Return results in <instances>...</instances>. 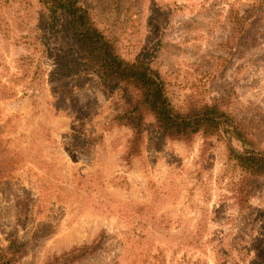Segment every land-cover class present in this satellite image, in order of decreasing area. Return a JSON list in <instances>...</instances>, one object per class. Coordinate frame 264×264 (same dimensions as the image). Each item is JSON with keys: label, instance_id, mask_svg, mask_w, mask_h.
Returning <instances> with one entry per match:
<instances>
[{"label": "rangeland", "instance_id": "rangeland-1", "mask_svg": "<svg viewBox=\"0 0 264 264\" xmlns=\"http://www.w3.org/2000/svg\"><path fill=\"white\" fill-rule=\"evenodd\" d=\"M130 59L142 57L181 107L223 98L264 146V0H78ZM116 95L81 64L64 18L39 0H0V250L47 264H264V180L239 211L221 139L160 140L136 154L112 118ZM238 145V144H236Z\"/></svg>", "mask_w": 264, "mask_h": 264}, {"label": "trees", "instance_id": "trees-1", "mask_svg": "<svg viewBox=\"0 0 264 264\" xmlns=\"http://www.w3.org/2000/svg\"><path fill=\"white\" fill-rule=\"evenodd\" d=\"M39 2L48 13L65 19L77 60L98 76L104 91L116 95L121 111L112 120L131 130L128 155L137 153L147 118L152 119L151 126L160 140L191 144L196 136H201L202 157L209 149V139L217 137L223 141L229 160L238 170L231 188L233 201L239 211L253 212L250 201L258 182L264 180V146L248 122L229 111L223 98L203 101L192 92L181 107L175 106L161 75L142 57L126 58L116 41L98 27L91 12L78 0ZM259 18L264 19V15ZM23 244L12 234L8 245L0 250V264H16ZM95 244L74 247L47 264H71L87 253H94Z\"/></svg>", "mask_w": 264, "mask_h": 264}]
</instances>
